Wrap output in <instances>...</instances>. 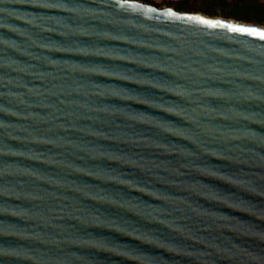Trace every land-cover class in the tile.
Returning <instances> with one entry per match:
<instances>
[{"label":"water","instance_id":"obj_1","mask_svg":"<svg viewBox=\"0 0 264 264\" xmlns=\"http://www.w3.org/2000/svg\"><path fill=\"white\" fill-rule=\"evenodd\" d=\"M190 16L264 31L0 0V264H264V38Z\"/></svg>","mask_w":264,"mask_h":264},{"label":"rangeland","instance_id":"obj_2","mask_svg":"<svg viewBox=\"0 0 264 264\" xmlns=\"http://www.w3.org/2000/svg\"><path fill=\"white\" fill-rule=\"evenodd\" d=\"M157 8H170L177 10V6L185 3L192 7V12L179 11L184 13H198L209 17L231 19L252 24L253 20L247 21L246 17L254 19V9L260 7V15L264 16V0H136ZM258 25V24H257Z\"/></svg>","mask_w":264,"mask_h":264},{"label":"snow or ice","instance_id":"obj_3","mask_svg":"<svg viewBox=\"0 0 264 264\" xmlns=\"http://www.w3.org/2000/svg\"><path fill=\"white\" fill-rule=\"evenodd\" d=\"M169 14L171 15L172 13L170 12ZM189 19H196V20H199L200 23L208 24V25L213 26V27H215L217 25L222 26V27H227L231 31H234V32H249V33H253V34H258L262 38H264V31L258 32V30L256 28H245V27H237V26L231 25V24H221V22L218 20L217 21L204 20L198 16H190Z\"/></svg>","mask_w":264,"mask_h":264},{"label":"trees","instance_id":"obj_4","mask_svg":"<svg viewBox=\"0 0 264 264\" xmlns=\"http://www.w3.org/2000/svg\"><path fill=\"white\" fill-rule=\"evenodd\" d=\"M177 11H188V12H192L194 9L192 7H188L185 3H182L181 5L177 6ZM260 7H257L254 9V13H255V18L251 19L249 17H246L247 21H251L253 20L254 22H256L258 25H263L264 26V16L260 15Z\"/></svg>","mask_w":264,"mask_h":264},{"label":"bare ground","instance_id":"obj_5","mask_svg":"<svg viewBox=\"0 0 264 264\" xmlns=\"http://www.w3.org/2000/svg\"><path fill=\"white\" fill-rule=\"evenodd\" d=\"M220 19H223V18H220ZM223 20H226V19H223ZM228 20V19H227ZM231 20V19H230ZM229 20V21H230ZM254 25V24H253ZM260 28L264 29V26L263 25H259Z\"/></svg>","mask_w":264,"mask_h":264}]
</instances>
